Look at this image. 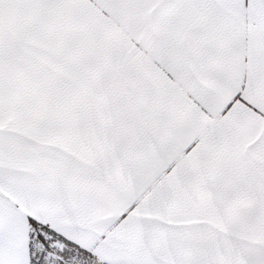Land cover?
I'll list each match as a JSON object with an SVG mask.
<instances>
[{
    "label": "snow or ice",
    "instance_id": "snow-or-ice-1",
    "mask_svg": "<svg viewBox=\"0 0 264 264\" xmlns=\"http://www.w3.org/2000/svg\"><path fill=\"white\" fill-rule=\"evenodd\" d=\"M0 264H264V0H0Z\"/></svg>",
    "mask_w": 264,
    "mask_h": 264
}]
</instances>
